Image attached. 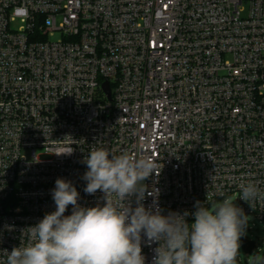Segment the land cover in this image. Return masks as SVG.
Masks as SVG:
<instances>
[{
    "label": "built area",
    "instance_id": "built-area-1",
    "mask_svg": "<svg viewBox=\"0 0 264 264\" xmlns=\"http://www.w3.org/2000/svg\"><path fill=\"white\" fill-rule=\"evenodd\" d=\"M100 147L156 163L146 209L191 223L229 196L264 222L238 198L264 190V0H0V264L55 210L57 178L104 204L82 178Z\"/></svg>",
    "mask_w": 264,
    "mask_h": 264
},
{
    "label": "clouds",
    "instance_id": "clouds-1",
    "mask_svg": "<svg viewBox=\"0 0 264 264\" xmlns=\"http://www.w3.org/2000/svg\"><path fill=\"white\" fill-rule=\"evenodd\" d=\"M84 162V191L103 192L104 204L80 206L72 182L57 178L52 190L55 210L26 229L28 243L6 252L5 264H145L142 233L158 244L153 264H238L249 217L236 200L225 196L211 206L197 202L194 222L189 223L187 212L163 215L141 203L146 190L141 182L154 171L158 174L153 160L100 147L91 149ZM239 187L238 198L250 207L264 201V190L256 183ZM70 205L71 214L65 215ZM250 264H264V256L254 255Z\"/></svg>",
    "mask_w": 264,
    "mask_h": 264
},
{
    "label": "rangeland",
    "instance_id": "rangeland-1",
    "mask_svg": "<svg viewBox=\"0 0 264 264\" xmlns=\"http://www.w3.org/2000/svg\"><path fill=\"white\" fill-rule=\"evenodd\" d=\"M247 14V9L242 10V15ZM13 27H18L19 22L15 21L11 24ZM245 230V235L242 237H247L254 241V247L249 251L246 250L243 246L242 241H240V254L238 256V264H250L252 257L257 253L258 249L262 246L264 241V222L259 219H255L251 216ZM260 255V254H259Z\"/></svg>",
    "mask_w": 264,
    "mask_h": 264
},
{
    "label": "water",
    "instance_id": "water-1",
    "mask_svg": "<svg viewBox=\"0 0 264 264\" xmlns=\"http://www.w3.org/2000/svg\"><path fill=\"white\" fill-rule=\"evenodd\" d=\"M103 89H104V91H105L108 95L110 94L108 83H105V84L103 85Z\"/></svg>",
    "mask_w": 264,
    "mask_h": 264
}]
</instances>
